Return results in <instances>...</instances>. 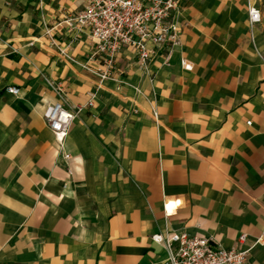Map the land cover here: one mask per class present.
<instances>
[{
	"label": "crops",
	"instance_id": "obj_1",
	"mask_svg": "<svg viewBox=\"0 0 264 264\" xmlns=\"http://www.w3.org/2000/svg\"><path fill=\"white\" fill-rule=\"evenodd\" d=\"M178 1L176 52L144 73L117 56L121 85L72 117L63 161L40 114L95 87L91 48L83 34L58 58L41 31L79 0H0V264H155L164 231L223 250L241 235L264 264V0Z\"/></svg>",
	"mask_w": 264,
	"mask_h": 264
},
{
	"label": "built area",
	"instance_id": "obj_2",
	"mask_svg": "<svg viewBox=\"0 0 264 264\" xmlns=\"http://www.w3.org/2000/svg\"><path fill=\"white\" fill-rule=\"evenodd\" d=\"M33 3L39 7V0H33ZM79 4L77 11L64 14L49 26H43L41 31L47 48L58 58L68 59L66 47L76 43L83 34L91 48L79 71L93 78L95 87L83 94L82 103L71 112L52 103L43 106L40 114L51 138L52 150L63 161L66 156L60 155L61 145L72 117L91 107L98 84L121 85L122 71L118 72L114 67L117 56L125 52L130 66L136 72L144 73L153 58L160 57L165 64L178 48L179 27L175 21L178 0H79ZM244 14L246 27L250 29L257 23L258 13L245 9ZM177 66L181 71L189 70L183 60H177ZM2 92L6 96H15L11 86ZM50 92L56 96L61 94L57 85H53ZM150 118L155 120L153 114ZM243 239V236H237L234 245L227 250L181 232H159L148 241L164 251L163 259L155 264H247L246 254L257 241L244 250L240 247Z\"/></svg>",
	"mask_w": 264,
	"mask_h": 264
}]
</instances>
